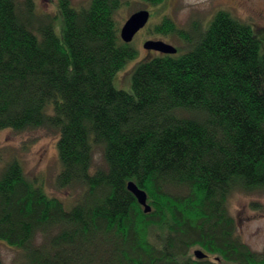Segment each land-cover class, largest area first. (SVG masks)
<instances>
[{"label": "trees", "instance_id": "16d2710c", "mask_svg": "<svg viewBox=\"0 0 264 264\" xmlns=\"http://www.w3.org/2000/svg\"><path fill=\"white\" fill-rule=\"evenodd\" d=\"M122 4L58 0L50 16L32 0H0V130L57 131V184L81 190L67 208L6 163L0 241L25 264H264L227 206L233 190L264 189V34L225 10L194 34L164 18L154 31L180 35L187 51L141 61L131 90L119 89L137 57L120 36Z\"/></svg>", "mask_w": 264, "mask_h": 264}, {"label": "rangeland", "instance_id": "374dc122", "mask_svg": "<svg viewBox=\"0 0 264 264\" xmlns=\"http://www.w3.org/2000/svg\"><path fill=\"white\" fill-rule=\"evenodd\" d=\"M22 5L25 0H16ZM39 15L53 16L58 13V0H32ZM74 7H85L90 0H70ZM140 9L150 10L148 24L136 35L131 45L137 50V57L120 70L115 79L119 89L131 90L132 72L141 61L159 55L144 48L147 40H162L185 53L189 45L178 34L163 35L154 31L155 25L164 18H170L179 29L194 34L196 30L207 29L218 10L229 12L234 18L252 25L264 34V0H164L159 5H145L140 0H123L115 14L121 28L125 21ZM60 34V31L57 30ZM50 110V108H49ZM59 133L45 128L0 130V172L4 165L14 159L22 165L28 179L43 187L46 194L63 201L71 208L80 196V188H64L57 184L61 163L57 148ZM93 169L103 165L100 146L94 148ZM230 215L235 219L237 234L253 251L264 249V189L246 192L233 190L227 198ZM198 247L193 248L192 252ZM23 250L0 241V264H25Z\"/></svg>", "mask_w": 264, "mask_h": 264}, {"label": "water", "instance_id": "95a60500", "mask_svg": "<svg viewBox=\"0 0 264 264\" xmlns=\"http://www.w3.org/2000/svg\"><path fill=\"white\" fill-rule=\"evenodd\" d=\"M151 17V12L148 9H140L134 12L120 28V36L125 43H130L135 35L144 28ZM144 48L150 51H157L163 54H176L177 48L162 40H147L144 42ZM128 190L136 197L137 201L144 208V212L152 210L148 203L147 192L140 188L134 181H129L127 184ZM197 258H205L207 256L203 250L197 249L194 251Z\"/></svg>", "mask_w": 264, "mask_h": 264}, {"label": "bare ground", "instance_id": "6f19581e", "mask_svg": "<svg viewBox=\"0 0 264 264\" xmlns=\"http://www.w3.org/2000/svg\"><path fill=\"white\" fill-rule=\"evenodd\" d=\"M197 249H201V248L198 247ZM197 249H195V250H197ZM195 250H194V251H195ZM201 250H203V249H201ZM194 251H193V254H194ZM203 251H204V250H203ZM204 253H206V252L204 251ZM206 254H207V253H206ZM207 255H208V254H207ZM194 256H195V254H194ZM195 257H196V256H195ZM206 257H207V256H206ZM196 258H197V257H196Z\"/></svg>", "mask_w": 264, "mask_h": 264}]
</instances>
